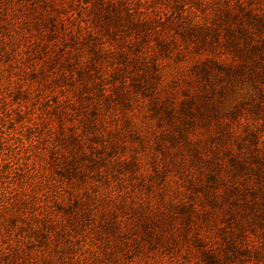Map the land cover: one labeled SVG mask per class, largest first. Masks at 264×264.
Masks as SVG:
<instances>
[{
    "label": "rangeland",
    "instance_id": "obj_1",
    "mask_svg": "<svg viewBox=\"0 0 264 264\" xmlns=\"http://www.w3.org/2000/svg\"><path fill=\"white\" fill-rule=\"evenodd\" d=\"M0 264H264V0H0Z\"/></svg>",
    "mask_w": 264,
    "mask_h": 264
},
{
    "label": "trees",
    "instance_id": "obj_2",
    "mask_svg": "<svg viewBox=\"0 0 264 264\" xmlns=\"http://www.w3.org/2000/svg\"><path fill=\"white\" fill-rule=\"evenodd\" d=\"M1 260H2V258H1V256H0V262H1Z\"/></svg>",
    "mask_w": 264,
    "mask_h": 264
}]
</instances>
